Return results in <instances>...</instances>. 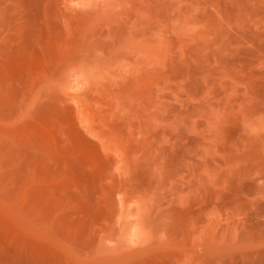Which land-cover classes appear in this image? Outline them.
<instances>
[{"label":"rangeland","instance_id":"1","mask_svg":"<svg viewBox=\"0 0 264 264\" xmlns=\"http://www.w3.org/2000/svg\"><path fill=\"white\" fill-rule=\"evenodd\" d=\"M0 264H264V0H0Z\"/></svg>","mask_w":264,"mask_h":264}]
</instances>
